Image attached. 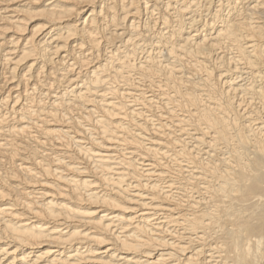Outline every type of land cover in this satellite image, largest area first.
<instances>
[{
	"label": "bare ground",
	"instance_id": "bare-ground-1",
	"mask_svg": "<svg viewBox=\"0 0 264 264\" xmlns=\"http://www.w3.org/2000/svg\"><path fill=\"white\" fill-rule=\"evenodd\" d=\"M0 264H264V0H0Z\"/></svg>",
	"mask_w": 264,
	"mask_h": 264
}]
</instances>
